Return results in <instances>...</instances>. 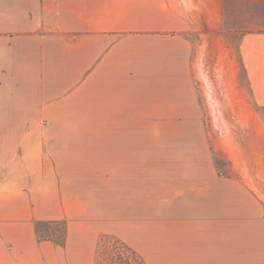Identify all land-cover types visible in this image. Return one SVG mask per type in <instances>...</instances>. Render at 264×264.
Instances as JSON below:
<instances>
[{
    "label": "rangeland",
    "instance_id": "374dc122",
    "mask_svg": "<svg viewBox=\"0 0 264 264\" xmlns=\"http://www.w3.org/2000/svg\"><path fill=\"white\" fill-rule=\"evenodd\" d=\"M2 7L0 133L43 132L42 164H57L61 182L79 200L71 219L73 240L92 243L97 264H118L116 256L135 253L144 264H166L170 248L187 242L264 240L260 228L227 223L264 209V106L254 101L239 53L244 33L264 31V0H224L218 69L205 62L208 72L196 89L154 90L149 99L165 102L164 116H171L157 120L88 119L100 114L86 113L65 121L4 120L11 100L25 99L19 88L27 79L21 70L26 58L9 36L25 33L32 13L17 4L5 17ZM228 56L239 63L241 92L224 84ZM4 149L1 145L0 164H14L13 153ZM60 220L67 221L68 235L69 219ZM103 235L124 244H100Z\"/></svg>",
    "mask_w": 264,
    "mask_h": 264
},
{
    "label": "crops",
    "instance_id": "0c3cea01",
    "mask_svg": "<svg viewBox=\"0 0 264 264\" xmlns=\"http://www.w3.org/2000/svg\"><path fill=\"white\" fill-rule=\"evenodd\" d=\"M1 4L5 17L17 4L32 13L27 33L9 36L26 58L21 70L27 79L19 89L27 100H11L4 120L65 121L76 113L100 114L87 118L101 120L171 119L164 116L165 102L149 99L154 90L196 89L208 72L205 62L218 69L224 51V0H1L0 9ZM239 53L254 101L264 106V31L244 33ZM227 61L224 84L241 92L239 63L230 56ZM103 96L120 98L97 100ZM1 145L13 153L14 164H0V264H97L95 246L73 240L71 219L79 200L61 182L57 164H42L43 132L5 128ZM243 216L249 219L227 223L264 230L263 208ZM65 218V245L38 238L36 221ZM238 243L187 242L171 247L164 259L166 264H264V240Z\"/></svg>",
    "mask_w": 264,
    "mask_h": 264
},
{
    "label": "trees",
    "instance_id": "16d2710c",
    "mask_svg": "<svg viewBox=\"0 0 264 264\" xmlns=\"http://www.w3.org/2000/svg\"><path fill=\"white\" fill-rule=\"evenodd\" d=\"M35 230L40 240H51L58 245H65L67 238L66 220H38L35 222ZM108 240L124 244L122 241L120 242L118 239L106 235L101 237L100 244L103 243V241L106 242ZM135 255L136 257L134 256L131 258L128 255H118L115 257V262H118V264H144L141 256L136 253Z\"/></svg>",
    "mask_w": 264,
    "mask_h": 264
}]
</instances>
